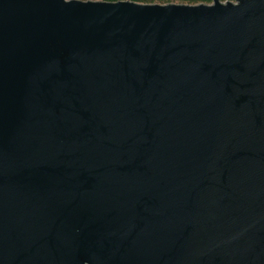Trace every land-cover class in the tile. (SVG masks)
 <instances>
[{"label":"water","instance_id":"obj_1","mask_svg":"<svg viewBox=\"0 0 264 264\" xmlns=\"http://www.w3.org/2000/svg\"><path fill=\"white\" fill-rule=\"evenodd\" d=\"M0 264H264V0H0Z\"/></svg>","mask_w":264,"mask_h":264},{"label":"trees","instance_id":"obj_2","mask_svg":"<svg viewBox=\"0 0 264 264\" xmlns=\"http://www.w3.org/2000/svg\"><path fill=\"white\" fill-rule=\"evenodd\" d=\"M104 1H118V0H104ZM130 1H135V2H140V3H160V4H165V3H171V2H177V3H186V4H209L212 2V0H130ZM222 2L225 1H236V0H220Z\"/></svg>","mask_w":264,"mask_h":264},{"label":"rangeland","instance_id":"obj_3","mask_svg":"<svg viewBox=\"0 0 264 264\" xmlns=\"http://www.w3.org/2000/svg\"><path fill=\"white\" fill-rule=\"evenodd\" d=\"M177 3V2H176Z\"/></svg>","mask_w":264,"mask_h":264}]
</instances>
